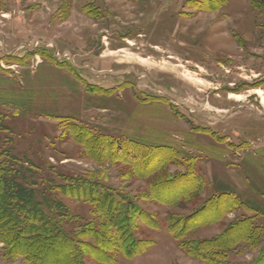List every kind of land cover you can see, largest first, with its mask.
<instances>
[{
    "label": "rangeland",
    "instance_id": "1",
    "mask_svg": "<svg viewBox=\"0 0 264 264\" xmlns=\"http://www.w3.org/2000/svg\"><path fill=\"white\" fill-rule=\"evenodd\" d=\"M0 117L1 162L24 168L39 201L62 203L69 230L101 220L94 205L56 190L66 177L110 186L159 223H138L137 236L151 245L113 264H210L187 255L168 230L169 217L191 216L207 201L183 241L219 237L250 218L258 240L220 264L260 257L264 0H0ZM87 138L116 146L93 150ZM173 175L181 179L171 189L150 192ZM188 187L196 189L180 205L157 202ZM1 247L0 264H26Z\"/></svg>",
    "mask_w": 264,
    "mask_h": 264
},
{
    "label": "trees",
    "instance_id": "2",
    "mask_svg": "<svg viewBox=\"0 0 264 264\" xmlns=\"http://www.w3.org/2000/svg\"><path fill=\"white\" fill-rule=\"evenodd\" d=\"M2 118L0 117V121ZM99 139L87 138L84 142H79L85 145L89 142L93 145V150L98 148V151L112 149L113 145L116 146L113 140L103 142ZM127 150H125L126 153ZM95 156L101 160L102 158L109 159L105 156L102 157L101 154ZM0 158L2 159L3 156L0 155ZM1 159L0 246H2L1 251L7 259L13 261L21 259L26 264H87V259L98 264H113L118 256L132 259L143 254L151 245V242L144 241L137 236L138 223L141 222L152 229L158 228L159 223L139 209L135 200L128 195L99 181L66 177L65 183L57 186L56 190L62 195L91 203L101 220L99 224H86L78 229L69 230L65 223V221H70L66 207L48 197L39 201L34 187L30 188L31 186L24 182V168H16L13 164L1 162ZM163 163L164 161L159 166ZM143 166L151 167L146 162ZM159 170L160 168L154 169L153 174H157ZM131 176L145 179L150 174L133 171ZM179 179L181 178L173 175L168 176L165 180H158L157 184L150 186V192L161 193L169 190ZM192 189L196 188L188 187L186 192L175 200L163 202L157 199V202L169 206L176 203L180 205L187 201ZM229 195L231 194L227 193L217 197L221 199V197ZM208 203L207 201L200 211H195L191 216L186 217L187 219L170 221L172 218H168L170 234L185 247L183 250H186L187 255L210 264H220L229 257L230 251L238 244L246 242L249 245H254L259 234L250 224L252 222L250 218L230 225L219 237L202 241H183V237L188 231L187 223L199 213H203L208 208ZM45 205L49 212L45 211ZM217 206L219 207V203L214 208L216 209ZM235 206L236 201L231 202L225 213ZM58 218L62 221H59ZM209 219L216 222L219 218L217 215L213 218L209 217ZM245 224L250 226L249 230L242 229ZM253 264H264V248L261 250L260 257Z\"/></svg>",
    "mask_w": 264,
    "mask_h": 264
},
{
    "label": "water",
    "instance_id": "3",
    "mask_svg": "<svg viewBox=\"0 0 264 264\" xmlns=\"http://www.w3.org/2000/svg\"><path fill=\"white\" fill-rule=\"evenodd\" d=\"M174 97V96H171ZM179 103H181V100H179L178 98L174 97Z\"/></svg>",
    "mask_w": 264,
    "mask_h": 264
},
{
    "label": "bare ground",
    "instance_id": "4",
    "mask_svg": "<svg viewBox=\"0 0 264 264\" xmlns=\"http://www.w3.org/2000/svg\"><path fill=\"white\" fill-rule=\"evenodd\" d=\"M259 95H260V92H259Z\"/></svg>",
    "mask_w": 264,
    "mask_h": 264
}]
</instances>
